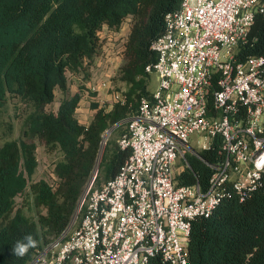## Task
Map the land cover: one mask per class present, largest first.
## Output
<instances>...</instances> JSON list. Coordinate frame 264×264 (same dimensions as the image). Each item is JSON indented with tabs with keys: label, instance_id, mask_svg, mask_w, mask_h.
I'll list each match as a JSON object with an SVG mask.
<instances>
[{
	"label": "trees",
	"instance_id": "16d2710c",
	"mask_svg": "<svg viewBox=\"0 0 264 264\" xmlns=\"http://www.w3.org/2000/svg\"><path fill=\"white\" fill-rule=\"evenodd\" d=\"M179 6L180 0H0V111L9 96L30 107L24 137L0 147V264H29L62 236L89 183L100 186L118 174L131 154L119 144L126 119L151 93L154 74L146 67L157 60L151 46L165 32L166 14ZM128 19L117 75L125 86L118 88L121 97L111 103L93 99L88 123L77 116L80 91L65 97L56 112L48 110L56 90H68V72L79 73L98 54L103 29H119ZM250 56H264V13L257 15L248 42L238 48L240 59ZM38 140L48 151H62L54 167L55 184L43 179L29 184L38 167ZM219 148L217 138L202 156L217 160ZM187 159L189 165L176 176L178 185L207 187L210 167L193 154ZM29 185L36 217H28L25 204H17ZM26 234L38 245L16 258L12 246ZM188 259L191 264H264V171L243 192L228 187L210 215L193 220ZM148 264L172 263L155 255Z\"/></svg>",
	"mask_w": 264,
	"mask_h": 264
},
{
	"label": "built area",
	"instance_id": "2783aa9c",
	"mask_svg": "<svg viewBox=\"0 0 264 264\" xmlns=\"http://www.w3.org/2000/svg\"><path fill=\"white\" fill-rule=\"evenodd\" d=\"M263 13L264 0H180L166 14L146 67L157 86L119 139L129 158L114 178L89 183L62 236L29 264H148L155 255L191 264L193 220L264 171V56L238 57ZM217 138L219 158L207 161L202 151ZM189 153L210 167L207 187L178 185Z\"/></svg>",
	"mask_w": 264,
	"mask_h": 264
},
{
	"label": "rangeland",
	"instance_id": "374dc122",
	"mask_svg": "<svg viewBox=\"0 0 264 264\" xmlns=\"http://www.w3.org/2000/svg\"><path fill=\"white\" fill-rule=\"evenodd\" d=\"M129 31L130 19L125 21L119 29L105 27L101 32L102 46L98 54L79 73L68 72V90L62 92L60 89H57L56 98L53 103L47 106V109L56 112L65 97L80 91L82 92V101L79 109H77V116L84 122L91 117L90 104L93 99L97 98L100 102L110 103L115 98H118L117 95L120 96L121 93L120 88H125L123 82L117 79V75L122 61L123 44ZM156 86L157 79L153 75L150 89L154 90ZM115 90H118L119 93H116ZM91 91H96V93L92 94ZM29 113L30 107L27 103L19 100L17 97L9 96L6 106L0 111V147L6 142L24 137ZM111 132L108 130L105 133L104 142L109 138ZM38 144V167L35 173L29 177V184L40 179L46 180L50 184H55L57 177L54 167L55 163L61 159L62 151L59 148L48 151L39 140ZM180 165L181 162L179 160L176 169ZM17 204L19 206L25 204L23 205L25 214L28 217H36L37 208L34 204V196L30 191V185L23 194L17 197Z\"/></svg>",
	"mask_w": 264,
	"mask_h": 264
},
{
	"label": "clouds",
	"instance_id": "9594fccd",
	"mask_svg": "<svg viewBox=\"0 0 264 264\" xmlns=\"http://www.w3.org/2000/svg\"><path fill=\"white\" fill-rule=\"evenodd\" d=\"M37 245L38 241L31 234H26L12 246V252L16 258L22 259Z\"/></svg>",
	"mask_w": 264,
	"mask_h": 264
},
{
	"label": "crops",
	"instance_id": "0c3cea01",
	"mask_svg": "<svg viewBox=\"0 0 264 264\" xmlns=\"http://www.w3.org/2000/svg\"><path fill=\"white\" fill-rule=\"evenodd\" d=\"M116 93H117V91H115ZM117 95V94H116ZM118 96V98H120L121 97V95L119 96V95H117ZM117 98H115V100H116ZM111 103V102H110ZM79 109V108H78ZM91 117H90V119L89 120H85L84 122H86V123H88L91 119H92V116H93V110L91 109ZM80 121H81V119H80ZM82 122H83V120H82Z\"/></svg>",
	"mask_w": 264,
	"mask_h": 264
},
{
	"label": "water",
	"instance_id": "95a60500",
	"mask_svg": "<svg viewBox=\"0 0 264 264\" xmlns=\"http://www.w3.org/2000/svg\"><path fill=\"white\" fill-rule=\"evenodd\" d=\"M121 123H123V121H120V122L117 123L115 126L120 125ZM115 126H113V127L109 130V132H111V130H112ZM95 177H96V175H95ZM95 177H94V178H95Z\"/></svg>",
	"mask_w": 264,
	"mask_h": 264
}]
</instances>
